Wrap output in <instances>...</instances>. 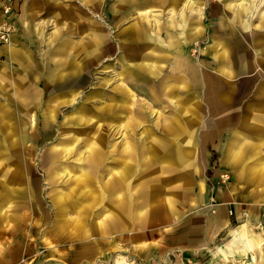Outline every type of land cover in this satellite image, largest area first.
<instances>
[{
    "label": "rangeland",
    "instance_id": "374dc122",
    "mask_svg": "<svg viewBox=\"0 0 264 264\" xmlns=\"http://www.w3.org/2000/svg\"><path fill=\"white\" fill-rule=\"evenodd\" d=\"M171 1L175 0H169L163 7L159 3L155 4L154 8L158 11L147 18L145 15L143 17L130 11L126 12L128 8L120 9L119 6L122 7L123 4L119 0H0V170L9 173H0V264H12L17 257L20 259L24 255L21 249L25 247L31 257V245H34V250L37 251L39 242L42 244L40 251L45 253V261H42V255H36L34 261L27 257L29 264H121L120 261L122 264H134V261H138L136 264H154V261L158 264H264V233L261 230L255 234L258 242L253 245L252 252L246 253L245 245L251 248L247 240H244L242 245H233V240H236L231 235L233 229L217 236L211 246L200 245L201 237L196 236L194 241L183 244L185 251H182L177 249L180 245L168 225L159 226L163 230L166 229L164 235L154 234L142 240L160 241L158 248L152 250L150 261L142 257V251L132 252L128 249L141 242L140 239L126 242L124 238L115 239L124 245L121 246V251L114 241L105 240L95 245L93 255L88 259L83 258L72 263L65 257L64 262L54 259V256L57 259L67 256L62 255L67 246H60V240L54 238L60 236L59 232L57 236H53L54 230L45 233V229L54 228L52 214L57 215L59 220L61 213H65L68 207L72 208L65 206L66 209L58 211L54 205L57 195L63 193L69 201L70 196L79 191L88 194L96 190L102 195L107 193V196H112L117 193L116 187L121 182L113 179L118 172L126 173L124 182L125 185L131 186V193L140 188L143 191L163 185V180L154 179V175L167 171V149L164 145L161 149L156 148L152 152L151 160H146L147 149L141 141H146V138L147 143H165L171 140V136L164 130L167 123L165 120H174L177 117V108L175 104L169 103V109H164V98L155 100V97L153 99L147 94L146 90L153 88L150 83L142 77L135 79L136 70L131 69V64L126 61L135 60L133 53L126 54L123 48L128 50L132 48V44L134 47L136 38L131 36L133 39L130 47H123L124 38L120 36V32L134 22L166 24L177 18L182 11L181 6L171 12ZM184 1L181 0L180 5ZM194 1L199 2L198 6L187 10V14L195 16L202 10L205 32L200 39L194 40L188 51L189 57L183 56V59L194 64L200 59L205 69L213 71L214 68L208 65V56L217 53L219 59L226 49L233 50V28H237L232 20L233 10L235 13L237 10L244 12L249 0ZM25 12L26 20L23 18ZM239 17L241 21L237 26L242 29L247 21V14H239ZM224 18L229 21V26ZM235 32L238 33V30ZM190 38L187 39L188 43ZM103 39H106L107 46L101 49L94 42ZM153 47L155 56L147 54L150 50L141 48L143 50L139 52L146 56L139 60L141 63L156 62V59L161 62L166 55L172 53L168 47L165 48L159 43H155ZM11 48H25L31 53L33 60L30 70H24L18 67L19 63L12 62L7 53ZM177 57L180 55L174 54L171 61L175 62ZM132 64L137 65L135 62ZM140 73L138 76H143ZM58 78L55 83H50L52 79ZM65 79L66 84H59ZM18 80H22L23 84L14 83ZM200 92L201 98L204 99V85ZM72 99L74 102L63 104ZM239 104L241 103L235 102V108ZM54 106L57 108L52 111ZM45 113L50 117L57 116L54 125L46 123ZM77 116H82L83 125L79 127L77 124H70L68 127L69 119ZM135 116L138 122L134 121ZM206 116L197 118L201 121L199 129H203L204 124L211 121L212 117ZM190 118L196 119L195 116ZM102 125L107 126L103 131V142L107 144L102 148V158L96 162L98 172L90 173L83 169L91 179V188L85 190L83 186L80 187L83 173L79 170V167L85 164L80 162L79 158L87 156L91 148L84 145L82 139L87 137V141H92V138L98 137L101 134L98 128ZM187 126L190 130H195L193 126ZM78 129L81 130L80 133ZM199 132L203 134L200 130ZM199 132L196 130L194 135L201 137ZM6 134L10 135L9 138ZM70 138L74 140L71 141ZM129 143L132 149L135 147L138 152H143L141 164H133L134 158L129 159L123 155L127 150L125 146ZM214 144H217L216 140L204 145L206 182L210 187L224 191L226 187L232 186L233 174L220 165L218 159L221 145L215 147ZM56 147L61 155L59 173L62 174L65 169L63 167H66L71 174H63L53 182L48 172L52 168L50 151ZM67 149H73L72 155L65 152ZM172 151L173 149H170V152ZM29 152L32 156L26 160ZM262 157L264 159V153ZM70 176L72 181L66 183ZM7 177L10 178L8 183ZM109 185L110 187L105 189ZM177 201L179 200L174 201L175 210ZM221 201L227 206L226 214L231 218L230 228L237 227L242 221L236 218L233 202L240 203L242 213L248 210V206L241 204V198H227ZM99 205L101 204L97 207ZM156 209L149 210L151 216L146 215V219L142 217L140 223L149 225V220L155 219L152 213L162 212V207ZM139 210L134 207L132 211H128L124 206L121 213L126 217V221L130 214L134 215V212ZM198 216L199 214L193 220L199 221ZM187 221L189 222V219ZM258 225L264 227L263 217ZM77 226L81 224L78 223ZM247 227L250 230L248 224ZM194 228L197 229L191 226L186 229Z\"/></svg>",
    "mask_w": 264,
    "mask_h": 264
},
{
    "label": "crops",
    "instance_id": "0c3cea01",
    "mask_svg": "<svg viewBox=\"0 0 264 264\" xmlns=\"http://www.w3.org/2000/svg\"><path fill=\"white\" fill-rule=\"evenodd\" d=\"M119 1L123 4L122 7L119 6L120 9L126 10L128 8L126 12L144 15L142 13L150 10L149 14H145V17L149 18V15L158 11L154 8L155 4L159 3L163 7L169 0ZM180 2L181 0L170 2L169 11L175 12L179 6H181L182 11L177 18L171 19L166 24L151 25L149 22L148 24L142 21L140 24L134 22L120 32V36L124 38L123 47H130L132 44L130 42L133 39L131 36L136 38L134 47L133 44L132 48L128 50L121 47L126 54L133 53L132 57L135 60L128 61L125 59L131 64L130 68L134 67L131 69L136 70L135 79L142 77L150 83L153 88L146 90L147 94L153 99L155 97V100L160 97L164 98V109H169V103L175 104L177 108V113H175L177 117L172 121L165 120L167 123L164 130L171 136V140L165 143L150 141L149 144L151 145L148 148L147 141H141L147 149L146 160H151L152 152L156 148L161 149L164 145L167 149V155H165V160L168 161L166 163L167 171L154 175V179L163 180V185H156L155 188H147L143 191L140 188L131 193V186L125 185V177L121 176V178L122 172L117 171L118 175L114 176L113 179L121 182L116 187L117 193L111 194L113 197L108 195L109 198L107 193L102 195L96 190L95 193L92 190V192L84 193V195L79 191V193L70 196V201L66 199L63 193L57 195L54 199V205L59 211L66 209L65 206L73 208L68 207L65 213L60 214L59 220L57 215L52 214L54 228L52 230L45 229V233L54 230L53 236H57V232H59L60 236L54 238L60 240L58 242L60 246H67L62 253V255L67 256L60 259L54 256L57 261L63 260L64 262V257L68 258L71 263L83 258L88 259L93 255L95 245L105 240L114 241L118 250L121 251V246L124 247V245L117 242L116 238L121 240L124 238L126 242L140 239L141 242L128 249H131L132 252L142 251V257L146 261H150V254L152 250L158 248L160 241L144 242L142 240L154 234L164 235L166 229L163 230L159 227L162 225L171 227L176 235V242L180 245L177 249L182 251H185L183 244L194 241L196 236L201 237L200 245L211 246L217 236L231 229H233L231 235L236 238L235 241L233 240V245H242L244 239L241 236V231L244 226L249 230L247 224L252 231L251 233H254V239L257 238L255 234L260 233V230L264 233V227L258 225L260 218L263 217L264 219V159L262 157L264 153V0H249L244 12L237 10L235 13L233 10L232 20L237 28L238 22L241 21L239 14H247V21L244 28H235L238 33L233 28V50L232 48L226 49L224 55L219 56V59L217 53L208 56V65L214 68L213 71L205 69L200 63V59L195 64L184 60L185 56L189 57L188 51L194 40L200 39L205 32L204 14L202 10L195 16L187 14V10H192L195 5L198 6V1L185 0L181 5ZM23 15L24 20H26V12ZM225 23L230 25L227 19H225ZM133 33L135 34L133 35ZM188 37H191L189 43ZM91 39L92 36L90 41ZM103 41L107 43L106 39ZM155 43H159L165 48L168 47L172 53L164 57L163 63L157 59L156 62L141 63L140 61L144 57L146 58L145 54L139 52L143 50L141 48L150 50L147 54L155 56L153 52ZM136 44L138 45L135 46ZM7 53H9L12 62L19 63L18 67L28 68V70L32 67L33 56L25 48H11ZM207 53L209 52L207 51ZM174 54L180 55V57L175 58V62H172L171 58ZM134 62L137 65H133ZM158 62L160 63L157 64ZM139 72L143 76H138ZM14 83L20 85L23 84V81L18 80L17 83L15 81ZM33 83L35 82L33 81ZM43 83L47 82L43 81ZM202 85H204L205 90L204 99L201 98L202 92H200ZM170 87L176 91L172 92L173 94L170 96H165ZM235 102L241 104L235 108ZM205 115L212 117L211 121H207L204 126L202 125L203 129H199L201 121L197 118ZM190 116H195L196 119H192ZM178 123L182 130L173 131L172 128L176 129ZM187 125L193 126L195 130H190ZM196 130L203 133L199 132L201 137L194 135ZM189 135H191L190 138ZM215 140L217 141V144H214L215 147L221 145L218 159L220 165L233 174L232 186L226 187L224 191L210 187L206 182L205 169L207 164L204 145L207 142L213 143ZM106 144L102 142L99 146L101 151ZM89 145L88 143L86 146L90 148ZM73 149L72 151L67 149L65 152L72 155ZM133 149L136 151L133 164H137L136 162L141 164L143 152H138L135 147ZM170 149L173 151L170 152ZM53 150L57 152V156L50 161L52 168L48 174L55 182L63 174V176H66V173L70 175L71 171L69 172L66 167H63L65 169H63L62 174L59 173L61 170L59 164L60 150L58 147ZM123 155L129 158V153L127 154L126 151L123 152ZM100 159L97 153L95 155L92 152L82 159L79 158L80 162L85 164V166L79 167V170H82L83 177H87L89 180L87 185H80L85 190L91 188V179L84 170L97 173L96 162L98 163ZM54 161L57 162V168L54 173H51L54 169L52 163ZM71 179L70 176L66 183L72 181ZM107 187L110 185L106 186L105 189ZM227 198L233 200L241 198V204L248 206V210L242 213L240 212V203L233 202L236 218L242 221L235 228H230L231 218L226 214V204L221 201ZM60 199L62 202L59 201ZM175 199L179 200L176 203L177 210H175L174 205ZM57 201L60 202L58 205ZM94 204L101 205L94 207ZM124 206L128 208V211H132L134 207L140 210L135 211L134 215L130 214L125 221L126 217H123L121 213V208ZM157 207H162V212H153L155 219H150L149 225L141 224L142 217L145 218L146 215L150 217L151 214L148 211ZM170 212L173 213L170 214ZM198 214L199 221L193 220ZM193 221L197 222L193 223ZM78 223L81 226H77ZM190 226L197 227V229L187 230L186 228ZM256 240L250 244L251 248L245 245L246 253L254 251L253 245L255 246V243L258 242ZM39 243L37 251L34 250V245H31L30 250H33L31 257L30 253L27 254L29 252L27 247L22 248L21 251L24 255L20 259L16 256L17 258L12 264H20V262L29 264L27 257L34 261L36 255H42V261H45V253L40 251L42 244ZM45 250L50 249L45 248ZM120 262L122 264V261ZM137 262L134 261V264ZM154 264L158 263L154 261Z\"/></svg>",
    "mask_w": 264,
    "mask_h": 264
},
{
    "label": "bare ground",
    "instance_id": "6f19581e",
    "mask_svg": "<svg viewBox=\"0 0 264 264\" xmlns=\"http://www.w3.org/2000/svg\"><path fill=\"white\" fill-rule=\"evenodd\" d=\"M10 10V9H9ZM11 11V10H10ZM8 12V11H7ZM150 13V10L149 11H146L145 13H142V14H149ZM144 15H143V17H144ZM96 45H97V47H99V48H103L104 49V47H106L107 46V43H105V41H101V40H99L98 42H94ZM59 67V65H57V68ZM131 68H134V67H131ZM56 80H59V78L58 79H52L51 80V82L52 83H55L56 82ZM63 79H61V81H62ZM66 81H67V79H65V81L64 82H61V83H59V84H66ZM176 90L175 89H172L171 87H170V89H168V91L165 93V96L167 95V96H170V94L172 95L173 93L172 92H175ZM121 93V92H120ZM162 94V93H161ZM70 102H74V100L72 99V100H68V101H66V102H64L63 104H65V103H70ZM60 104V103H59ZM55 108H57V106H54L53 108H52V111H54L55 110ZM111 109V108H110ZM44 116H46V123H50V125H54V120H55V117H57V116H52V117H50L49 116V114H47V113H45V115ZM116 116V115H115ZM2 117V114L0 115V118ZM136 116L134 117V121L135 122H138V121H136ZM86 120V119H85ZM74 125V124H77L79 127L81 126V125H83V118H82V116H77V117H72L71 119H69V121H68V123H67V126L68 127H70L71 125ZM84 124H85V122H84ZM178 126H177V128L176 129H174V128H172L173 129V131H181L182 130V127H181V125H179V123L177 124ZM66 127V126H65ZM107 126H104V125H102V126H100L98 129L101 131V134L98 136V137H95V138H92V141L90 140V141H87V137L85 138V139H82V141L84 142V145H87L88 143L90 144L89 146H90V151L92 152V153H94L95 155H96V153L98 154V156H99V158H102V152L103 151H101V149L99 148V146H101V144H102V142H103V131H105L104 129L106 128ZM122 127V126H121ZM123 128V127H122ZM79 130V129H78ZM170 131H171V129H170ZM173 131H172V133H173ZM79 133L81 132V130H79L78 131ZM6 136H7V138H9V136L10 135H7L6 134ZM179 136V135H178ZM71 139V141H73L74 139H72V138H70ZM146 141L148 140V138H146L145 139ZM65 141V140H64ZM66 142V141H65ZM92 142V143H91ZM125 144H127V143H125ZM148 145V146H147ZM146 146H147V148L151 145V144H147ZM125 148H127V150H126V153L128 154L129 153V158L130 159H133L134 158V156H135V150L134 149H132V146L130 145V143L128 144V146H125ZM31 154H30V152L29 153H27V157L25 158L26 160H29V158H31ZM50 161H52V159L53 158H55L56 156H57V152L55 151V150H51L50 151ZM132 158H131V157ZM137 158H138V160H139V155L137 156ZM181 158V157H180ZM137 160V161H138ZM149 160V159H148ZM25 162V161H24ZM53 163V167H54V169L52 170V172L51 173H54L55 172V169L57 168V162L56 161H54V162H52ZM26 164V163H25ZM3 168V167H2ZM4 172L7 174V175H9V173H7L5 170H0V173H2V174H4ZM126 173L125 172H122L121 173V175L120 176H122L123 178L125 177V179H126V175H125ZM19 175H21L20 173H19ZM22 176V175H21ZM20 176V177H21ZM12 180V179H11ZM23 180V179H22ZM10 181V178H6V182L8 183ZM89 183V180H88V178L87 177H82V179H81V182H80V185H87ZM85 192V191H84ZM95 192V191H94ZM84 195V194H83ZM60 198V197H59ZM63 198V197H62ZM59 201H61L62 202V200L60 199ZM59 201H57V205L60 203ZM100 203V202H99ZM97 205V204H96ZM59 211V210H58ZM252 231H250V230H247V228H246V226H244L243 227V230L241 231V236H242V238L244 239V240H247L248 242H249V244H251V243H253L254 242V238H253V233H251Z\"/></svg>",
    "mask_w": 264,
    "mask_h": 264
}]
</instances>
